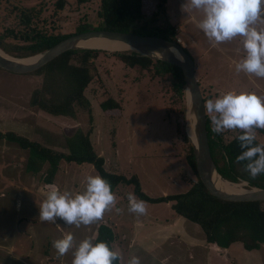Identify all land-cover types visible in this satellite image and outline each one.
I'll return each instance as SVG.
<instances>
[{"label": "rangeland", "instance_id": "1", "mask_svg": "<svg viewBox=\"0 0 264 264\" xmlns=\"http://www.w3.org/2000/svg\"><path fill=\"white\" fill-rule=\"evenodd\" d=\"M57 1L14 0L19 6H43V19L36 27L51 33L74 34L85 24L93 28L101 24V0H66L64 9L55 12ZM154 2L145 0L148 18ZM165 7L177 41L194 59L207 100L229 90L264 96V78L235 70L245 55L239 37L214 46L198 27L202 11L192 8L190 0H166ZM106 52L97 62L98 77L86 90L91 113L78 108L75 118L31 107L32 92L42 83V76L0 68V131H12L50 149L66 151V139L81 129L90 133L107 171L136 175L142 191L150 197L185 191L194 178L185 160L188 145L177 131L180 123L186 134V95L183 105L177 103L171 80L153 77L147 70L130 69L112 52ZM109 97L119 102L120 108L103 111L100 104ZM256 139L264 144V129L256 130ZM27 158L28 151L0 140V264H72V250L58 258L53 241L71 232L77 244L85 238L94 242L101 225L115 233L112 246L119 253V264H127L133 255L141 264H264V246L250 251L236 242L227 249H215L199 226L179 217L167 203L146 202L147 214L130 213L127 196L134 194L133 186L114 190L116 206L91 225L77 228L62 220L41 221L40 205L53 187L82 192L86 177L98 174L88 164L61 161L53 182L46 184L48 165L37 174L28 173Z\"/></svg>", "mask_w": 264, "mask_h": 264}, {"label": "trees", "instance_id": "2", "mask_svg": "<svg viewBox=\"0 0 264 264\" xmlns=\"http://www.w3.org/2000/svg\"><path fill=\"white\" fill-rule=\"evenodd\" d=\"M145 4V0H101L99 11L101 24L98 27L93 28L85 24L74 34L61 35L36 27L43 19V6L26 7L19 6L14 0H0V49L10 56L27 58L54 47L72 35L93 30L157 36L177 42L176 28L166 15V0H155L149 18L144 12ZM65 6L66 0H58L55 12H59ZM101 53L107 52L90 49L70 50L42 68L30 72L31 75L43 77L42 83L32 92L31 107L54 116L68 118H75L78 108L91 113V102L86 97V90L99 75L97 62ZM112 55L130 69L147 70L152 72L153 77L171 80L175 101L182 105L185 103L186 84L179 67L153 60L136 51L112 52ZM204 101L206 103V97ZM100 107L103 111H110L120 108V103L109 97L100 104ZM181 125L179 123L181 131H177L182 132V140L188 145L185 160L194 178L185 191L155 198L142 191L136 175L127 177L107 171L105 159L96 152L90 140V133H84L81 129L66 139V151L50 149L12 131L5 133L0 131V140L14 143L20 149L28 151L26 162L28 173L37 174L48 165L46 184L53 182L61 161L88 164L111 184L113 192L121 185L133 186L134 194L145 202L169 203L179 217L200 227L209 244L227 249L233 243L240 242L246 250L261 249L264 246V202H234L213 196L199 178L193 147L189 144ZM211 127L210 114L207 113L211 155L221 176L230 182H247L249 187L264 188V174L252 179L245 171L246 162H236V157L242 151L236 139L237 133L226 130L221 134H215ZM255 143L261 144L257 139ZM100 241L107 242L113 250L115 233L111 227L107 225L99 227L94 243ZM114 264H119V260Z\"/></svg>", "mask_w": 264, "mask_h": 264}, {"label": "clouds", "instance_id": "3", "mask_svg": "<svg viewBox=\"0 0 264 264\" xmlns=\"http://www.w3.org/2000/svg\"><path fill=\"white\" fill-rule=\"evenodd\" d=\"M190 3L192 8L202 11L198 27L214 46L240 38L245 55L236 63L235 70L264 78V0H190ZM204 107L210 114L213 133L221 134L226 130L237 133L242 151L236 162H246L245 171L252 179L264 174V144L255 143L256 130L264 129V96L253 91L229 90L208 99ZM127 200L130 213L147 214L145 201L133 193L128 194ZM116 204L111 184L100 175H89L82 192L53 187L40 205L39 218L53 223L62 220L79 228L99 221ZM115 210L121 211L119 207ZM53 247L58 258L72 250V264H114L120 258L107 242L94 243L85 238L77 244L71 232L54 240ZM127 264H141V261L133 255Z\"/></svg>", "mask_w": 264, "mask_h": 264}, {"label": "water", "instance_id": "4", "mask_svg": "<svg viewBox=\"0 0 264 264\" xmlns=\"http://www.w3.org/2000/svg\"><path fill=\"white\" fill-rule=\"evenodd\" d=\"M89 40H105L110 43H120L126 46L127 51H136L153 60L168 62L179 67L184 75L185 89H188L185 91L187 102L185 130L188 139L187 122L190 118L194 120L196 143L191 139H189V142L194 150L199 178L207 190L219 199L234 202H264V188L249 187L247 182L236 183L248 186L240 194L231 193L225 188H220L219 185L222 184V181L219 178L223 177L218 172L211 155L207 130V113L204 107V97L196 76V65L192 56L186 52L180 43L157 36L93 30L72 35L54 47L27 58L9 56L4 52L0 53V68L12 73L25 74L42 68L50 61L70 50L90 49L108 51V48L104 46L85 48L79 46L80 43ZM30 58L36 59H34L33 63H25V60H29ZM189 112L193 113V117H187Z\"/></svg>", "mask_w": 264, "mask_h": 264}, {"label": "bare ground", "instance_id": "5", "mask_svg": "<svg viewBox=\"0 0 264 264\" xmlns=\"http://www.w3.org/2000/svg\"><path fill=\"white\" fill-rule=\"evenodd\" d=\"M80 47H100L104 46L105 48H108L110 52H120V51H127L126 46L120 44V43H110L105 40H89L85 41L79 44ZM4 51L0 49V53H3ZM6 53V52H4ZM7 54V53H6ZM9 55V54H7ZM10 56V55H9ZM34 59L36 58H30L29 60H25V63H33ZM187 117H193V113L189 112ZM190 130L192 133L191 140L196 143V137H195V129H194V120L190 118L187 122V134L190 135ZM220 181H222V184H220V188H225L227 191L231 193L240 194L244 192L246 186L244 184H236L229 182L228 180H225L224 178H219Z\"/></svg>", "mask_w": 264, "mask_h": 264}, {"label": "crops", "instance_id": "6", "mask_svg": "<svg viewBox=\"0 0 264 264\" xmlns=\"http://www.w3.org/2000/svg\"><path fill=\"white\" fill-rule=\"evenodd\" d=\"M122 186V185H121ZM149 196V195H148ZM169 206H170V204L169 203H167ZM97 236V235H96ZM115 240H116V236H115ZM115 242V241H114ZM210 245H212L213 247H215V249H218V247L216 246V245H214V244H210Z\"/></svg>", "mask_w": 264, "mask_h": 264}, {"label": "built area", "instance_id": "7", "mask_svg": "<svg viewBox=\"0 0 264 264\" xmlns=\"http://www.w3.org/2000/svg\"><path fill=\"white\" fill-rule=\"evenodd\" d=\"M177 42H178V43H181V41H180V40H178Z\"/></svg>", "mask_w": 264, "mask_h": 264}]
</instances>
